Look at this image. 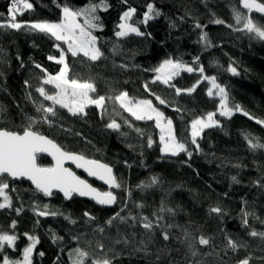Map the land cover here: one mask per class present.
<instances>
[{"label": "trees", "instance_id": "obj_1", "mask_svg": "<svg viewBox=\"0 0 264 264\" xmlns=\"http://www.w3.org/2000/svg\"><path fill=\"white\" fill-rule=\"evenodd\" d=\"M28 2L33 4V9L25 10L23 15L18 13V21L59 22L63 5L81 8L98 0ZM106 2L107 10L97 13L103 28L93 32L104 56L95 62L82 55L73 57L66 51V44L43 33L0 29V128L22 133L31 117L35 122L34 131L56 142L64 151L109 165L122 183L121 189L114 190L117 205L108 210L76 198L67 202L58 194L45 198L27 182L8 179L12 207L0 209V232L16 235L18 240L17 250L5 248V253L11 259L21 258L22 249L29 243L24 235L28 233L39 240L33 264H71L69 252L77 247L89 253L85 264L103 256L111 258L112 264H237L245 258H250L249 264H264V239L250 235L253 230L264 232V148L254 150L249 146V139L253 138L264 144V125L256 123L257 119L264 120V41L235 30L242 25L236 24L233 9L264 23L261 14L247 13L240 0ZM149 3L161 15L144 23ZM9 5L10 0H0V21L7 19ZM129 8L136 9L129 23L145 35L118 38L115 33L119 30L120 17ZM215 19L225 23L215 24ZM197 24L202 27L197 28ZM203 33H207V46L201 40ZM56 44L65 50L71 74L94 82L97 91L93 96H115L126 91L130 97L152 100L173 121L177 138L185 143L192 156L161 154L160 133L154 121H136L110 101L103 115L93 105L86 108L84 116H73L57 106V115L49 117L51 123L45 122L44 114L36 109L40 103L48 106L51 102L36 91L45 74L35 65H41L50 74L58 73L61 65L48 59L59 57ZM165 59L181 60L196 69L203 67V75L215 76L216 82L225 88L229 105H239L253 119L243 112L234 113L230 118L217 114L219 98L207 95L211 85L201 79L198 71L181 73L172 81L176 87L187 89L200 80L191 94L176 95L174 88L160 82L151 83L155 76L151 69ZM230 66L238 74L228 71ZM145 83L155 95L145 91ZM44 87L55 91L50 85ZM156 95L166 104L161 105ZM208 112H216L214 119L219 126L204 130L197 139V149L191 143L190 124ZM113 119L121 125L119 131L106 127ZM149 137L153 140L152 147H148ZM38 163L50 166L46 157H38ZM154 176L158 178L157 184L139 187L148 184ZM233 176L238 183L233 182ZM91 184L104 190L92 181ZM44 205H48L50 212L62 215L37 216L36 206L42 209ZM216 206L222 213L210 214L209 209ZM85 212L95 219L88 220ZM117 213L126 219L114 220L109 225L107 221ZM244 213H248L247 225L242 223ZM65 216L75 223H70ZM142 216L159 226L146 231L141 225ZM13 221L15 229L11 228ZM101 227L102 233L97 230ZM164 232L169 234L167 241L163 238ZM185 233L190 234L188 240ZM54 236L62 239L54 243ZM201 236L210 239L208 246L198 243ZM228 238L241 247L232 251L227 247ZM99 245H103V250ZM193 250L198 255L193 256Z\"/></svg>", "mask_w": 264, "mask_h": 264}, {"label": "snow or ice", "instance_id": "obj_2", "mask_svg": "<svg viewBox=\"0 0 264 264\" xmlns=\"http://www.w3.org/2000/svg\"><path fill=\"white\" fill-rule=\"evenodd\" d=\"M243 9L247 10V13H257L261 14V19H264V2H258V0H240ZM60 5H58L59 7ZM108 4L106 0H98V2H90L86 7L72 8L67 4L63 5L61 8L62 18L59 22H49V21H36V22H25L18 21L17 14L23 15L25 10L33 9V4L28 2V0H10V5L7 9V19L0 21V29H13L21 30L26 29L28 31H35L43 33L54 38L55 41L63 42L67 45V52L71 53L73 57L82 55L89 61H98L103 56L104 53L99 47H97V37L93 35L94 31L102 30L103 25L100 23V16L97 14L99 11H106ZM136 9L129 8L120 17L121 23L118 24V31L115 35L118 38H126L131 34L135 36H144L145 33L140 31V29L129 21L133 17ZM161 13L151 4L147 5V12L143 16V22L147 23L154 17L160 16ZM233 17L237 25H242L240 28H236L237 31H245L248 34L254 35L261 41H264V23L255 19L252 15L245 14L237 9H233ZM82 19V23L80 22ZM215 24H224L225 22L220 19H215L213 21ZM197 28H201L200 24L196 25ZM228 27H233L228 25ZM201 40L206 42V46L209 43L207 33H203ZM55 47L60 50L59 57L49 56L48 59L54 61L56 64L61 65L58 73L50 74L47 70L43 69L41 65L36 64L35 67L44 72V77L42 78V84L40 87L36 88V91L40 94L45 101H50V105L45 106L40 103L36 109L38 113H43V119L45 122L51 123L49 117H55L57 115V106L61 109H67V111L73 116L77 115H87L85 111L90 105L95 106L97 109L101 110V114L106 113L107 102H112L113 104H118L124 112H127L136 121H154L155 127L159 129L160 144L162 145L160 151L162 154L177 156L180 153H187L188 157L192 156L185 143L181 142L173 128V121L165 117L164 113L160 111L156 106L153 105L150 99H137L135 97H130L128 92L121 91L115 96H93L96 93V86L94 82L89 80H81L76 76L71 74L70 65L66 61L65 50L61 48L60 44H56ZM198 60V58H197ZM196 61L194 60V63ZM123 67V65H122ZM155 73L154 79L151 83L160 82L168 87L174 88L176 95H180L182 92L187 94L193 93L199 86L200 80H197L192 87L187 89H181L176 87L172 81L181 75V73H194L198 71L201 74L202 80H207L211 87L207 91L209 97L214 95L219 97V115L225 117H231L233 111H241L239 105L230 106L228 103V94L224 87H221L216 82L215 76H205L204 68L200 67L198 69L184 63L181 60L165 59L154 69H151ZM228 71L236 75L237 70L235 67H229ZM27 85V81H25ZM44 85H51L55 91H48ZM144 89L150 95H155L151 92L148 83L144 84ZM213 89L216 91L214 92ZM155 99L159 101L161 105L166 104V101L160 96L156 95ZM179 111V109H175ZM244 115L248 116L249 119L253 117L247 113L243 112ZM216 112H208L204 117H197L191 121L190 124V136L191 143L199 149V144L197 142L198 137L204 132L205 129L217 127L218 121L214 119ZM29 125L24 128L23 132L11 131L6 128H0V209H6L12 207V197L8 194L10 184L8 179L18 180L26 178L31 181L35 189L42 193L46 197H51L54 195V190L63 194L64 198L71 200L74 195L81 197L87 196L94 200L97 204L102 206H111L117 203V195L113 191H100L93 187L86 180L81 179L75 172L64 166L66 161H71L77 168H82L90 177H95L98 180L103 181L109 189H121L122 183L118 181L117 177L113 174V169L105 163H101L95 159H87L83 155H78L70 153L61 149L56 143L51 139L41 135L39 132L33 130L34 121L29 118ZM129 127H132L128 121H125ZM257 124L264 125V120L257 119ZM106 127L108 129L119 131L121 125L117 123L114 119L109 122ZM140 133V129H136ZM148 147H152L153 140L151 137L148 138ZM249 146L252 149H262L264 144L249 139ZM47 153L55 161V164L50 167L42 166L38 163L39 154ZM234 183L239 181L235 176L232 177ZM158 178L152 177L148 184H141L139 187H151L157 184ZM264 186V185H262ZM14 191V189H13ZM138 207H143V205H138ZM37 216H48V215H62L59 212H50L48 205H44L42 209L36 206ZM123 210V209H121ZM19 213V209H16ZM161 211H164L163 206ZM171 212V209H168ZM209 213L221 214L222 209L219 206L211 207ZM248 213H244L245 219L242 223L247 225ZM84 216L88 220H94L95 217L91 216L90 213L85 212ZM132 220H136V217H130ZM70 223H75L70 217L65 216ZM121 220L122 222L126 219L120 217L119 213L114 215L111 219L107 221L109 225L112 224L114 220ZM158 220L162 217H157ZM142 227L151 232L154 227H158L149 220L148 217H141ZM16 222L13 221L11 228L15 229ZM168 227H172L169 225ZM99 232H103L104 229L98 228ZM26 239L29 241L27 246H25L21 251V258L11 259L6 253L5 248L16 251V245L18 237L8 232H0V264H33V253L36 249V245L39 243L37 237L25 233ZM251 236H259L264 239V232H257L255 230L251 231ZM164 240H168L169 234L167 232L163 233ZM190 238L189 233H185V239ZM62 239V237L53 238V242ZM76 239H79L77 237ZM119 243V241H117ZM198 243L201 246H208L210 244V239L204 236L199 237ZM191 246V245H190ZM101 250H103V245H99ZM227 247L232 251H236L241 245H238L236 241L231 238L227 239ZM43 256V253H39ZM192 255H198V252L193 250ZM69 258L71 264H85V261L89 258V253L79 247L71 250L69 252ZM250 258H245L237 262V264H249ZM91 264H112V259L103 256L93 258Z\"/></svg>", "mask_w": 264, "mask_h": 264}, {"label": "water", "instance_id": "obj_3", "mask_svg": "<svg viewBox=\"0 0 264 264\" xmlns=\"http://www.w3.org/2000/svg\"><path fill=\"white\" fill-rule=\"evenodd\" d=\"M44 136V135H43ZM46 137V136H45ZM49 139V138H48ZM54 143H56V142H54ZM57 144V143H56ZM62 149V148H61ZM63 150V149H62ZM79 155V154H78ZM38 157H46L47 159H49V161H50V166H53L54 164H55V161L52 159V157L51 156H49V155H47V153H42V154H39V156ZM87 159H89V158H87ZM102 163V162H101ZM49 166V167H50ZM64 166L65 167H67V168H69V169H71L73 172H75L76 173V175H78L81 179H84V180H86L88 183H90L91 184V181L92 182H94V183H96L97 185H100L104 190H101V189H98V190H100V191H109V190H111V191H113V193H114V190L115 189H109V187L106 185V184H104L103 183V181H101V180H98V179H96L95 177H90V176H88V174L82 169V168H77L76 166H75V164H73L71 161H66L65 162V164H64ZM113 169V168H112ZM113 174H114V171H113ZM9 180L11 181V182H21V181H23V182H27L29 185H30V187L34 190V191H36V192H38L36 189H35V187H34V185H32V183H31V181H29V180H27L26 178H22V179H18V180H11L10 178H9ZM92 185V184H91ZM93 186V185H92ZM94 187V186H93ZM96 188V187H95ZM38 193H40V192H38ZM43 197H45L46 198V196H44L42 193H40ZM54 194H58L64 201H69V200H67V199H65L64 198V196H63V194L62 193H60V192H58V191H56V190H54ZM115 194V193H114ZM49 198V197H48ZM73 198H76V199H81V200H85V201H91V202H93L94 204H96L97 206H101V207H103V208H106V209H108V210H111V209H113L116 205H117V203L116 204H114V205H111V206H102V205H99V204H97L94 200H92V199H90L89 197H87V196H84V197H81V196H78V195H74L73 196ZM117 202H118V199H117ZM41 218H45L46 216H40Z\"/></svg>", "mask_w": 264, "mask_h": 264}, {"label": "rangeland", "instance_id": "obj_4", "mask_svg": "<svg viewBox=\"0 0 264 264\" xmlns=\"http://www.w3.org/2000/svg\"><path fill=\"white\" fill-rule=\"evenodd\" d=\"M51 86V85H50ZM213 91L215 92L216 90L215 89H213ZM216 98H219L218 96H216V95H214ZM234 113H241V111H233V114H232V116L234 115ZM217 114H219V111L217 112ZM191 131V130H190ZM158 132H159V129H158ZM160 133V132H159ZM161 147H162V145H161ZM162 154V153H161ZM163 155H165V154H163Z\"/></svg>", "mask_w": 264, "mask_h": 264}]
</instances>
